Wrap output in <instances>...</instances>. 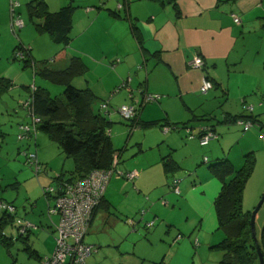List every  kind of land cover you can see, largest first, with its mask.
Segmentation results:
<instances>
[{"label":"rangeland","instance_id":"rangeland-1","mask_svg":"<svg viewBox=\"0 0 264 264\" xmlns=\"http://www.w3.org/2000/svg\"><path fill=\"white\" fill-rule=\"evenodd\" d=\"M17 1L20 6L16 11L20 13L25 25L31 28L30 32L24 36L23 32L19 30L16 34L12 32L10 2L9 0H0V77H10L13 82L10 90L0 97V200L13 203L16 206L15 215L17 217L32 220V223L38 225L39 230L33 231L29 243L40 253H44L47 252L46 249L54 245V235L51 232L54 222L51 220L52 215L48 216L47 213V197L43 187L55 184L56 180L52 179L56 175L55 172H70L69 170L73 168V161L71 158L65 157L57 145L41 131H37L35 136L37 145L34 144V135L30 140L17 138V135L20 134L21 122L23 124L31 122V116L25 106H21L19 102L29 97L33 85L48 89L52 96L61 95L63 87L35 75L34 63H27L28 66L24 67L23 61L18 60L19 58L13 60L12 57L15 56V46L21 43L25 48H31L37 66L46 62L47 66L63 68L65 63L62 60L63 57L56 55V52L62 48L61 45L52 42L48 34L43 37H46L49 45L37 40L33 47L30 40L40 34L35 30V26L28 16L26 3L29 0ZM65 2L66 4L71 2L75 6L71 30V42L75 43H82L79 42L80 38L76 36V32L83 26L79 20L81 13L86 11V8L95 10L94 7L101 8L104 5L106 8L114 9L116 4V0H65ZM54 8L58 9V5H53V10H56ZM100 40H104L103 44L106 42L105 47L108 51L115 49V41L119 40H121V44L124 43L126 49L130 45L131 47L135 45L132 40H127V37L124 38L122 34L112 36L110 39L105 36ZM84 48L86 49V47ZM68 50L70 49L68 48ZM6 52L7 55H5ZM96 52L97 50L94 53ZM84 58L87 59L86 56ZM104 64L106 67L86 64L85 74L74 78L72 85L79 89L94 86L96 90L105 92V95H98L99 101L94 104V109L100 110L108 120L112 121L109 129L111 141L115 149L122 151L118 167L122 171L138 170L142 172L146 170L144 180L146 182L151 180L159 195L153 201L150 194L137 191L138 177L133 181H127L121 177L126 189L123 191V196L116 197L119 208L127 206L130 198L134 199V193H138L146 204L125 218L123 215L125 213L116 211L111 218L116 219L117 222L96 218L84 237V241L92 245L87 263L218 264L221 252L211 248V245L219 242L223 236L222 232L216 228L217 222L212 206L220 183L207 172L208 163H201V160H204V156L209 157L218 151H225V156H228L233 165L238 167L244 146H247L248 149L253 148L256 167L246 183L245 200L242 207L244 211L251 212L264 193V189H262L255 203L253 190L256 185L264 184V139L259 137L258 125H254L247 132H243L242 126L237 123L227 126L219 125L218 130L221 132L219 139L211 140L206 146H201L198 138L189 140L185 129L170 130L164 133L163 127L141 128L136 126L130 131V121L124 119L117 111L123 101H128L122 92L124 90L114 95L112 98L114 102L111 103V106L107 109H100V101H106L109 98L108 89L106 91V78L110 77L113 80L107 69L112 70L110 60ZM27 87L29 88L27 89ZM146 105L150 107L152 104ZM248 106L250 105L245 104L244 110ZM246 112L249 113L248 110ZM169 113L172 118L186 117V113L179 109H170ZM145 115H148V111L145 112ZM258 115L260 120L264 121V109H258ZM187 116L190 118L192 114L189 113ZM176 121L175 119L170 120V122ZM180 123L179 125H181ZM196 123L198 122H193L194 125ZM169 137L173 139L171 143L168 141ZM46 145L51 146V149ZM41 148L43 153L47 154V156L42 154L47 160H38L41 168L37 173L36 165L26 162L23 151L36 153ZM167 152H171L173 158L179 163V169L173 178L164 177L157 163L159 153L162 155ZM173 179L178 180L179 194L172 189ZM246 199L249 203H246ZM33 204L35 206L31 207ZM23 207H25L26 213L23 212ZM155 209L158 210V213ZM41 227L46 228L44 233L41 232L43 231ZM3 232L6 236H11L13 240L8 248L0 245V264H40L33 256L28 255V253L31 255L32 252L26 253L23 250V244L16 240L18 234L14 222L13 225L7 224ZM258 232L259 229L256 227V233ZM40 236H42L43 243L39 242ZM178 236L180 238L176 240ZM195 239L198 240L196 246Z\"/></svg>","mask_w":264,"mask_h":264},{"label":"crops","instance_id":"crops-1","mask_svg":"<svg viewBox=\"0 0 264 264\" xmlns=\"http://www.w3.org/2000/svg\"><path fill=\"white\" fill-rule=\"evenodd\" d=\"M24 1L21 0V2ZM44 1L50 11H55L53 10V5H58L59 9L66 4L65 0ZM9 2L10 8L12 2L18 3L13 13L20 17V13L16 11L20 3L17 0H9ZM94 8L95 10H92V8L88 7L80 15L79 21L83 26L76 32V36H79V42L82 43L72 41L63 54L57 55L59 49L56 55L63 57L62 60L65 63L63 68L68 64L69 58L72 56L81 57L89 66L103 67L105 66L104 63L110 60L112 70L107 69L110 71L113 80L110 77L106 78V91L107 89L109 91L107 92V94L109 93V98L106 100L108 101V107L114 102L112 98L117 92L121 93L120 91L124 90L122 92H124V95L128 99L127 102H122V106L128 104L138 105L142 98V91H145L157 94L159 98L156 101L145 103L142 106L138 105V118L142 121L156 120L160 123L164 121L169 123H180V121L181 123L189 122L188 125L191 124V131L195 134V138L197 137L200 126H206L214 131L217 135L214 139L218 140L221 135V132L218 130L219 125L224 124L227 126L235 124L233 122H225L228 117L251 115L255 119L253 126L257 124L259 127L260 137V131L264 129V121H261L258 115V109H264V0H116L114 9L106 8L104 5L101 8ZM234 17L239 19L238 23L234 22ZM20 19L22 18L20 17ZM11 22L12 13L10 9V27ZM131 25L135 27V32ZM30 30L31 28L26 26L23 21V26L19 29V31L23 32L22 35L24 36ZM38 33L40 35L30 40L33 47L37 40L49 45L46 41L47 39H45L46 37H43L46 33ZM120 34L124 38L127 37V40H132L135 45H132V47L130 45L126 49L124 48V43L121 44V40H119L115 41V49L108 51L105 47L106 42L103 44L104 40H100V38H104L105 36L110 39L112 36H118ZM95 50H97L96 53H94ZM8 53H10V50H8ZM5 55H7V52ZM85 56L87 59L84 58ZM193 56H198L204 61L205 64L202 69L187 66V61ZM129 74L132 76L129 77ZM1 77L9 79L12 82L10 77ZM203 77L209 78L213 83V87L206 93L199 91ZM125 81H128L127 86L124 85ZM122 84L123 86L120 87ZM33 87L35 88L37 86L33 85ZM129 88L131 91L128 90ZM90 89L97 97L105 93L100 92L98 89L96 90L94 86ZM27 99L25 100L27 101ZM25 100L19 102L21 106H23L22 103ZM150 103L152 105L147 107L148 105L146 104ZM245 104H249L252 107L249 113L243 108ZM240 108L241 110L238 111ZM170 109L184 111L186 117L179 116L172 118L169 113ZM146 111H148V115H145ZM189 113L192 114L190 118L187 116ZM202 116L207 121L199 120L194 125L193 122L196 121L195 119ZM171 119L177 121L170 122ZM154 126L160 128V125ZM27 137L24 140H30ZM17 138L22 140L19 138V135H17ZM192 139L189 138V140ZM34 140V144L37 145V139L35 137ZM172 140V138H168L169 143ZM46 146L51 149V146ZM140 146L141 143L139 144ZM248 152H253L255 155L252 147L248 149L247 146H244L241 162L238 167H235L232 161L228 159V156H225V151H218L209 157L204 156L206 161L202 159L201 163L207 162L210 164L221 159H227L237 169L243 163L244 154ZM36 153L38 160H47V158L42 156V154L47 156L46 153H43L42 148L37 150ZM168 154L172 156L171 152L162 155L159 153L157 163L164 177L173 178L175 173H165L161 161V158ZM173 160L179 164L174 158ZM255 167L256 160L253 171ZM117 170L122 171L118 165ZM135 171L138 174L137 191L150 194L154 201L159 193L154 189L155 187L151 180L147 182L144 180L146 170L142 172ZM207 172L219 182L210 173L208 167ZM55 173L58 174V172ZM125 187L121 181V177L115 174L107 186L101 206L94 214L90 227L96 218H99L98 220H114L117 222L116 219L111 218L116 211L125 213L123 214L125 218L140 206L146 204L138 193H134V199L130 198L127 206L122 209L119 208L116 197L123 196ZM262 189H264V184L260 186L256 185L254 188L255 203ZM219 191L214 196L212 205L216 222L217 217L214 209V200ZM244 192L243 201L245 200ZM248 200L246 199V203H249ZM50 202L52 200H47L46 205H51ZM34 206L35 204L31 205V207ZM155 211L158 213L157 209ZM23 212L26 213L25 207H23ZM148 214L150 213L148 212ZM51 220L56 223L57 217L52 216ZM27 221L33 222L32 220ZM255 224L259 229V232L256 233L259 240L262 230H264V204H262L255 216ZM36 226L35 230L38 229L37 224ZM41 229L43 230L41 231L42 233L46 230L43 227ZM51 232L54 235V227H51ZM31 234L33 232L26 236L28 243ZM39 242L43 243L42 236H40ZM194 242L195 245L198 244L197 239ZM31 248L37 251L40 257L50 254L53 249L50 246L46 249L47 252L40 253L32 246ZM25 252L27 253L28 251ZM35 260L37 262L39 261L38 258H35ZM14 261L16 263V259Z\"/></svg>","mask_w":264,"mask_h":264},{"label":"trees","instance_id":"trees-1","mask_svg":"<svg viewBox=\"0 0 264 264\" xmlns=\"http://www.w3.org/2000/svg\"><path fill=\"white\" fill-rule=\"evenodd\" d=\"M26 9L35 29L40 33L48 34L52 42L61 45L62 48L58 51L57 55L63 54L72 40V15L75 6L70 2L55 11H50L44 0H30L26 4ZM132 29L135 32V27ZM16 32L17 30L13 33L16 34ZM15 51H20L23 58L18 59L14 56L12 57L13 60L18 59L23 61L24 66H28L29 63H34L35 75H39L41 78L63 87V92L59 96H52L46 88L35 87L30 92L28 104H23L31 117L37 116L40 118L36 130L43 132L49 140L57 145L65 157H69L73 161V168L69 170L70 172L61 171V173L56 174L52 178L56 180L54 185L61 182L73 183L86 177L93 170L109 169L112 164L113 155L117 154L119 157L122 152L114 148L110 138L109 129L112 121L108 120L100 110L94 109V104L99 100L90 88L79 89L72 85L74 78L85 74L87 65L84 61L79 56H72L64 68L55 69L47 66L46 62H42L41 65L37 66L32 57L31 48H25L21 43L15 46ZM12 85L13 83L9 79L0 77V96L8 92ZM102 102L104 101L100 103ZM138 113L139 107L137 108L135 117L128 119L130 121V131L136 126L146 128L154 125H160V127L167 125L170 128L169 131L185 129L188 138H195V134L192 133L191 127L188 125L189 122L179 125V123H169L167 121L163 123L156 120L142 121L138 118ZM195 120L198 122L199 120L207 121L203 116ZM240 120L255 121L251 115H239L228 117L225 122L239 124L238 121ZM241 126L243 128V125ZM203 128L212 130L209 127L200 126L196 137L198 138L199 144L200 137L203 134ZM211 140L207 144L200 145L206 146ZM204 160L206 161V158ZM161 161L165 173L173 174L179 169L178 164L173 160L171 154L162 157ZM254 165L255 155L253 152H248L244 154L243 163L237 169L227 159L212 162L207 166L210 173L221 184L220 191L214 200V209L218 222L217 229L222 232L223 236L219 242L211 246V248L222 252L218 264H259L250 230L251 212L244 211L242 208L244 188L253 172ZM173 180L171 183L172 189ZM49 197L47 196L48 200L51 201L53 197ZM103 197L104 194L92 213L88 231L94 214L101 206ZM49 207L50 204L47 206L48 216H56L49 213ZM15 217V214L2 213L0 215V245L6 248L12 244L13 239L11 236H6L3 230L7 224L13 225ZM56 217L58 221L59 217ZM23 219L27 221L25 218ZM57 221L53 226V249L55 246V227ZM34 225V228H28L24 234H21L19 227L16 226L15 229L18 234L16 240L23 244V250L32 252L31 255L28 254L29 256L38 258L41 264L42 257L50 256L52 252L40 257L37 251L32 250L27 242L26 236L35 230L37 226L36 224ZM179 238L178 236L176 240ZM258 241L261 246V251L264 253V230H262ZM85 244L89 245L86 242Z\"/></svg>","mask_w":264,"mask_h":264},{"label":"built area","instance_id":"built-area-1","mask_svg":"<svg viewBox=\"0 0 264 264\" xmlns=\"http://www.w3.org/2000/svg\"><path fill=\"white\" fill-rule=\"evenodd\" d=\"M18 3H11L12 31L20 29L23 26V21L19 16H16L13 12ZM234 22L238 23L239 19L234 17ZM15 56L19 59L23 58L20 51H15ZM204 61L198 57L193 56L187 61V66L196 69H202L204 67ZM128 81H125L124 85L127 86ZM123 84L120 86L122 87ZM213 87V83L207 77H203L199 87L201 93H206ZM34 87L32 86V90ZM130 91V88L128 89ZM159 95L154 93L142 92V98L138 105L142 106L145 103L156 101ZM22 104L27 105V101ZM138 105L128 104L122 105L118 109V113L126 120L135 117ZM108 101L100 103L101 109H107ZM246 110L251 111L252 107L248 106ZM40 122V118L37 116L31 117L30 123H24L20 125V139H30L31 136L36 134L37 124ZM243 125L244 130H248L253 126V122L250 120L238 121ZM169 126H163V132L169 131ZM203 134L200 137V144H207L211 139L217 137V135L208 128H203ZM261 139H264V130L260 134ZM35 143V140H34ZM26 158V162L31 165H36L35 170L38 173L40 171V163L37 159L35 152L23 151ZM119 163V157L117 154L113 155L111 167L104 170H93L86 177L74 181L73 183L61 182L57 185H47L43 187L44 194L53 197V204L49 207V213L58 216V221L55 227V246L50 256H44L41 259V264H87V257L92 251V245H87L84 242V237L88 231L89 223L92 218L94 209L99 204L106 187L110 179L115 175L125 178L127 181H133L137 178V171H118L117 165ZM173 191L180 193L178 187V180H173ZM49 197V198H50ZM48 200V198H47ZM0 213H7L14 215L16 213L15 206L7 201L0 200ZM15 227H19L21 234L30 227H35L34 224L29 221H25L20 217H15Z\"/></svg>","mask_w":264,"mask_h":264},{"label":"water","instance_id":"water-1","mask_svg":"<svg viewBox=\"0 0 264 264\" xmlns=\"http://www.w3.org/2000/svg\"><path fill=\"white\" fill-rule=\"evenodd\" d=\"M264 204V193H262L257 205L254 207V209L251 211V218H250V230L251 235L255 244L256 252L258 255V261L259 264H264V253L261 251V246L257 238L256 234V227H255V216L259 210V208Z\"/></svg>","mask_w":264,"mask_h":264}]
</instances>
